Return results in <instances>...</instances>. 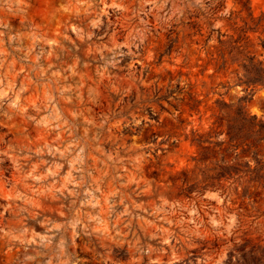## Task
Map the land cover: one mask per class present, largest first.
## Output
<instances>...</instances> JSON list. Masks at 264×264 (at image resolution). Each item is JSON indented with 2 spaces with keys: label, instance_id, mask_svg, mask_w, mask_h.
Instances as JSON below:
<instances>
[{
  "label": "clouds",
  "instance_id": "1",
  "mask_svg": "<svg viewBox=\"0 0 264 264\" xmlns=\"http://www.w3.org/2000/svg\"><path fill=\"white\" fill-rule=\"evenodd\" d=\"M77 8L82 9V12L76 14L73 11L72 15H68ZM191 12H197L201 20L209 25V32L212 33L209 48L221 41L227 42L229 33L226 29L243 28L245 31H255L264 39V0H75V2L0 0V24L3 29H8L6 20L12 17H23L22 24L27 23L33 29L41 25L50 29L54 27L53 19H65L67 16V19L89 29V32H84L83 27L79 26L73 29L77 38L84 40L86 37L90 38L91 29L100 28L105 23L112 27L111 15L116 16L117 24L126 25L129 29L125 45L116 44L113 48L107 49L114 53L112 59L104 56L102 49L94 48L85 53V70H89L94 63L88 58L95 52L101 53L99 58L104 60V64L95 67L91 76L85 72V77L77 83L75 89L64 87L61 81L79 75V72L74 71L81 63L79 56L73 64L64 69L67 73L64 76L59 72L49 74L41 71L38 65H25L22 60L10 63L5 58L4 62H0V117L11 120L13 117L25 116L24 122L28 127H32L33 123L36 125L33 132L37 136H55L57 131L67 133L65 139L57 141L62 147L67 145L60 153L62 164L51 165L53 169L51 174L44 170L42 175H33L29 172L31 182L28 177L22 180L29 192L28 196L22 197L26 204H34L37 201L47 204L50 200H62L68 191V184L76 185L70 193L75 197L71 201V211L69 212L63 204L56 209L64 220L62 224L54 226L64 229L65 238L61 239L58 247H51L48 253H43L52 257L45 264H53V261L55 264H65L64 245L74 243L75 236H79L82 243H86L88 237L95 236L96 240L91 246L86 245L81 249L91 253L88 261L77 259L73 264H121L114 255V248L122 246L127 239V233L117 227L116 223H113L111 230L96 225L103 224L109 219L122 223L120 218L124 214L120 213L113 217L115 205L109 203L100 205L95 214L84 207L92 204L93 208H96L99 200L107 201V196L101 190L102 186H107L106 173L98 170L94 163L87 162L91 159V153L96 150L95 141L100 139V135L97 134L89 140V125L99 133L107 124L109 127L106 132L111 134L114 131L111 127L112 121L118 120L121 126L130 130V135L139 137L144 136L146 129L153 130L155 135H152L151 139L154 143L145 145L147 155L142 159L148 161L150 167L158 174L154 181L157 189L154 194L160 195L163 199L170 190L188 189L196 182L192 177L199 173L202 166L198 164L199 152L193 151L191 146L199 148L204 141L210 144L224 141L225 136L220 134L221 130L217 127L223 119L235 121L237 116L251 118L255 115L260 122H264V84L253 86L245 84L241 79L242 72L231 77L226 88L216 86L215 75L208 78L206 83L200 81L203 85L202 91H196L194 86L190 85V76L188 79L177 77L183 85V90L174 91L168 97L170 104L176 107L170 108L166 118L165 115H161L147 88L141 91V86H144L145 80L148 79L144 73L139 76L136 73L135 66L141 60L148 72L156 70V64L162 55L164 63L160 64V71L166 72L167 65L177 56L183 58L184 65L189 68L192 66L190 52L185 53L178 49L169 54L166 51L167 45L163 44L161 39L164 33H168L169 39H174L169 29H172L173 25H181L182 20H186ZM104 17L109 19L105 21ZM85 21L87 24H84ZM69 29H72V24L64 23L61 36L75 44L72 37L67 34ZM3 34L8 35L6 31ZM133 45L140 51L133 52ZM125 46L128 47L127 53L116 51ZM60 47L63 50V45ZM126 55L133 57V63L128 66V71L124 75H114L110 69H117L120 65L115 56L123 59ZM85 84L88 85L87 88ZM170 87H174V84ZM85 92L87 96L84 95ZM217 94L229 101L224 111L215 103H210ZM108 99L116 103L119 111L109 107L103 120L97 122L92 118L96 115L95 112L90 109L94 110ZM201 104L205 106L203 110ZM57 105L60 109H57ZM28 109H32L33 114H28ZM149 109L153 116L160 117L159 121L149 118L147 115ZM42 113L48 115L42 116ZM49 117L50 126L41 127ZM78 128L82 129L83 133L79 138L74 135ZM251 131L256 136L264 134L260 132L259 127ZM69 138L73 143H68ZM85 148L88 151L81 155ZM56 154L52 152L53 156ZM181 161L185 163L182 164ZM65 163L70 165L69 175L75 173L67 183L59 171ZM248 164L251 168L256 167L251 159L248 160ZM0 171H3L2 167ZM169 177L177 183L173 184ZM197 179L201 181L200 187L177 210L179 215L176 225L179 230H164L165 235L161 243L168 245V248L149 247L147 252H158L159 264H237L239 257L233 256L231 261H228L227 253L247 232L264 235V201L259 203L246 201L242 206L241 202L234 199L231 189L225 190L209 184L199 176ZM213 192H219L220 195H212ZM94 193H99V198ZM221 196L224 198L221 199ZM35 206L41 205L35 203ZM40 214L42 212L31 213L32 218ZM25 220V217L19 215L12 221H6V218L0 216V264L5 256L7 264H31L37 259V255L42 253L27 255L30 245L40 243L46 248L52 245L50 237L28 239L30 235L38 234L28 231ZM45 222L52 223L47 217ZM123 227L127 228L128 224H123ZM129 243L136 247L131 241ZM193 249L196 251L193 252ZM137 250L141 251L142 255L137 257L136 264H143V250ZM147 264L157 262L149 256Z\"/></svg>",
  "mask_w": 264,
  "mask_h": 264
},
{
  "label": "rangeland",
  "instance_id": "2",
  "mask_svg": "<svg viewBox=\"0 0 264 264\" xmlns=\"http://www.w3.org/2000/svg\"><path fill=\"white\" fill-rule=\"evenodd\" d=\"M73 11L79 14L82 9L72 10L68 15H72ZM108 19L109 17H104L105 21ZM22 20L23 17L7 19L8 29H3L2 24H0V62H4L5 58L10 63L22 60L25 65H38L41 71H46L49 74L59 72L64 76L67 75L64 69L73 64L79 56L81 63L78 68L74 69V71L79 72V75L61 81L64 87H72L73 89L85 77V72L91 76L95 67L104 64V60L99 58L101 53L95 52L88 58L94 63L89 70H85V53L94 48L102 49L103 55L112 59L114 53L107 49L113 48L116 44L125 45L129 31L126 25L122 26V24L116 23L115 15H111L112 27L105 23L100 28L91 29L90 38L86 37L84 40L78 39L76 31L73 29L78 26L83 27L84 32H89V29L67 19V16L65 19H53L54 27L50 29L44 28L42 25L33 29L27 23L22 24ZM64 23L72 24V29H69L67 34L72 37L75 44L62 38L61 32ZM84 24H87V21ZM5 31L8 35L3 34ZM226 31L229 33L227 42L221 41L209 48L208 45L212 39L209 25L201 20L197 12H191L186 20H182L181 25H173L172 29H169L174 39H169L168 33H164L161 38L163 44L167 45L166 51L169 54H173L178 49H182L185 53H191L190 64L192 66L190 68L184 65L183 58L179 56L167 65L166 72L160 71V64L164 63L163 55L160 57L159 63L156 64L155 71H146L142 60L136 64L137 75L144 73L148 77L145 80V85L141 86V91H144L145 87L147 88L148 94L159 107L161 115H165V118L170 108L176 107V105L170 104L168 97L174 91L183 90V85L177 77L188 79L190 76V85L194 86L196 91H202L203 85L200 81L206 83L208 78L215 75L214 83L216 86L226 88L231 77L243 73L242 63L246 56H255L257 61L261 60L264 63V39L260 38L258 32L245 31L243 28L239 30L226 29ZM61 45H63V50ZM235 45L240 46L242 53L232 49ZM116 51L127 53L128 47L118 48ZM132 51L139 52L140 50L133 45ZM115 59L120 61V65L117 69H110L114 75H124L128 71V66L133 63L132 56L126 55L123 59L115 56ZM17 80L19 81V78ZM173 84L174 87H170ZM87 86L85 84V88ZM84 95L87 96V93L85 92ZM210 103H215L221 111H224L229 101L222 99L217 94L214 100H210ZM6 107L7 105H5ZM56 107L60 109L59 105ZM109 107L116 108V103L112 99L103 101L94 110L90 109L96 114L92 118L101 122ZM204 107L201 104V110ZM116 110L119 111L118 108ZM27 113L33 114L32 109H28ZM41 115L47 116L48 114L42 113ZM60 115H63L62 109ZM85 115L87 116V113ZM147 115L150 119L157 121L160 119L159 116H153L150 109ZM237 117L235 121L223 119L217 125L221 130L220 134L225 136L224 141H216L211 144L204 141L199 148L195 145L191 146L193 151L199 152L198 164L202 166L199 173L192 177L196 182L188 189L170 190L168 194L163 196V199L160 195L154 194L157 192L154 181L158 174L155 169L150 167L148 161L142 159L147 155L145 145L154 143L151 139V136L155 135L153 130L146 129L144 136L139 137L130 135V130L121 126L118 120L112 121L111 127L114 131L111 134L106 132L109 127L107 124H105L104 129L99 130V133L91 129L90 125L88 126L90 129L88 132L89 140H92L97 134L100 135V139L95 141L96 150L91 153V159H88L87 162L94 163L98 170H103L106 173L107 186H102L101 190L107 196V201L99 200L96 208H93L92 204L84 207L92 210L95 214L100 205L109 203L115 205L113 217L120 213L124 214L120 218L122 223L109 219L103 224L96 225L111 230L113 223H116L117 227L127 233V239L122 246L114 248V255L121 264H136L137 257L142 255V252L137 249L143 250V264H147L149 256L159 264V253H148L147 249L149 247L154 249L168 248V245L161 243L165 235L164 230H179L176 225L179 215L177 210L200 187L201 181L197 179L198 176L202 177L203 181L219 188L231 189L234 199L241 202L242 206L246 201L257 203L264 201V159H262L264 158V143H262L264 134L256 136L251 131L253 128L259 127L260 132L264 133V122H260L255 115L247 118L248 122L242 135L231 141L230 126L237 125ZM24 121L25 116L13 117L11 120L0 117V160H2L0 167L3 169L0 171V216L6 218V221L16 219L18 215L25 217V227L28 231L38 234V236L30 235L28 237L30 240L39 239V237L51 238L52 245L50 247L46 248L44 244L36 243L30 245L27 252V255L42 253L37 255V259L31 264H45L52 257L43 255V253H48L51 247H58L61 239L65 238L64 229L54 226L55 224H62L64 220V217H61L56 209H59L63 204L69 212L71 211V201L75 197H72L70 193L76 185L68 184V191L62 200H50L47 204L42 201L35 202L39 203L40 207H36L35 203H25L22 197L28 196L29 192L27 186L22 182L23 178L28 177L29 172H32L33 175H42V170L51 174L53 171L51 165L62 164L60 153L64 151L67 145L62 147L57 141L65 139L67 133L57 131L55 136H37L33 132L36 125L33 123L32 127H28ZM50 124L51 117L46 119L41 127L47 128ZM82 134L80 128L74 133L77 138ZM68 143L71 144L73 141L69 138ZM87 151L88 149L85 148L84 152L80 154L84 155ZM52 152L57 154L53 156ZM249 159L255 162V168L249 166ZM181 163L185 162L181 161ZM59 171L63 175L65 183L75 175V173L69 175L70 165L66 163ZM181 172H183V168H181ZM28 180L31 182V177H28ZM169 180L173 184L177 183L172 177H169ZM110 193L112 195H109ZM211 194L220 195L219 192ZM56 195L60 194L56 193ZM94 195L99 198V193H94ZM223 198L221 196V199ZM44 208L48 210L44 211ZM33 211L42 212V214L32 218L31 213ZM46 217L52 223H46ZM101 220H103V216H101ZM123 224H128V227L124 228ZM95 240V236L88 237L86 243H82L80 237L75 236L74 243H65L63 248L65 264H73V261L77 259L87 262L91 253L81 249L85 248L86 245L91 246ZM129 241L136 244V247H132ZM20 251L23 252V249ZM192 251L195 252L196 250L193 249ZM227 256L228 261H231L233 256H238L237 264H264V235H257L254 232L245 233L240 242L234 244L233 249L229 250ZM2 264H7V256L3 258Z\"/></svg>",
  "mask_w": 264,
  "mask_h": 264
},
{
  "label": "trees",
  "instance_id": "3",
  "mask_svg": "<svg viewBox=\"0 0 264 264\" xmlns=\"http://www.w3.org/2000/svg\"><path fill=\"white\" fill-rule=\"evenodd\" d=\"M233 50H237L238 53H242L240 46H233ZM243 77L245 84L249 86L264 84V63L263 61H257L255 56H246L242 63ZM247 118L244 116L237 117V125L230 126V140L233 141L242 135V132L247 125Z\"/></svg>",
  "mask_w": 264,
  "mask_h": 264
}]
</instances>
